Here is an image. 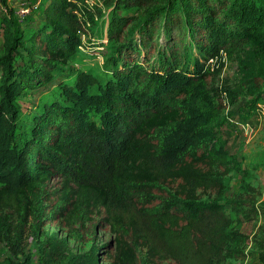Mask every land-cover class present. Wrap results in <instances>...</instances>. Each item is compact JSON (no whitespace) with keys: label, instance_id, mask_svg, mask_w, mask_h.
I'll use <instances>...</instances> for the list:
<instances>
[{"label":"trees","instance_id":"obj_1","mask_svg":"<svg viewBox=\"0 0 264 264\" xmlns=\"http://www.w3.org/2000/svg\"><path fill=\"white\" fill-rule=\"evenodd\" d=\"M158 1L46 0L20 19L37 16L25 31L11 8L0 18V241L15 253L39 232L42 264H97L99 247L75 256L67 240L99 223L113 236L110 264H224L243 243L220 202L239 166L214 142L219 109L202 112L198 100L209 60L247 44L264 53V0H174L132 32V11ZM104 43L117 46L102 82L89 70L56 81L79 49ZM52 84L59 96L17 138L13 100ZM54 220L65 237L41 230Z\"/></svg>","mask_w":264,"mask_h":264},{"label":"rangeland","instance_id":"obj_2","mask_svg":"<svg viewBox=\"0 0 264 264\" xmlns=\"http://www.w3.org/2000/svg\"><path fill=\"white\" fill-rule=\"evenodd\" d=\"M173 1L159 0L153 5L132 11V32L140 30L150 20H154L157 14L165 12L163 4L169 3V6H172ZM45 2L46 0H6V8L0 5V18L8 14L7 8H11V18L16 28L25 31L37 16L24 21L20 19H24L33 6H38L35 13L38 12ZM24 8L27 9L26 13L21 12ZM262 30L264 31V24ZM183 34L181 37L184 44L191 48L190 59L198 57L194 44L189 38L187 40L185 33ZM116 46L104 43L97 48L79 49L65 66L57 69L56 81L71 82L73 73L89 70L102 82L104 71L110 66ZM3 49V34L0 29V57L3 55ZM18 59L16 55L15 62H18ZM208 63L212 75L208 78L206 86L207 96L204 100H198V106L205 113L212 108L219 109L214 142L216 145H222L228 160L235 159L239 166L232 168L226 175L229 189L220 202L232 219V229L242 234L244 241L231 250L234 255L226 259L224 264H263L258 259V253L264 250V80L259 76L260 70L264 68V53L247 44L230 58L222 53L219 58L209 60ZM58 90L57 84H52L15 97L13 106L19 111L15 121L17 138L27 128L32 115L39 112L44 103L59 96ZM89 114L98 116L92 110ZM252 208L256 211L255 215ZM245 211H250V219H245ZM99 220L100 216L94 215L92 224H97ZM40 228L60 238L66 236V228L58 220L45 222ZM79 236L77 240H67L72 255H90L94 248L99 247L96 251L97 264H110L113 236L107 226L97 224L94 233L90 231V227H84L79 230ZM43 238L39 232L27 231L22 241H18V253H15L7 242L0 241V264H42L39 248Z\"/></svg>","mask_w":264,"mask_h":264},{"label":"built area","instance_id":"obj_3","mask_svg":"<svg viewBox=\"0 0 264 264\" xmlns=\"http://www.w3.org/2000/svg\"><path fill=\"white\" fill-rule=\"evenodd\" d=\"M22 13H26L27 12V9H22V11H21Z\"/></svg>","mask_w":264,"mask_h":264}]
</instances>
